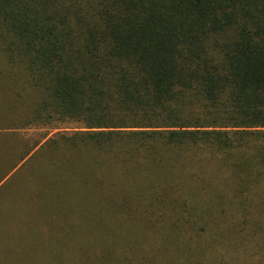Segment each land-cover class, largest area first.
Masks as SVG:
<instances>
[{"label": "trees", "instance_id": "trees-1", "mask_svg": "<svg viewBox=\"0 0 264 264\" xmlns=\"http://www.w3.org/2000/svg\"><path fill=\"white\" fill-rule=\"evenodd\" d=\"M0 183V264H264V0H0Z\"/></svg>", "mask_w": 264, "mask_h": 264}, {"label": "rangeland", "instance_id": "rangeland-1", "mask_svg": "<svg viewBox=\"0 0 264 264\" xmlns=\"http://www.w3.org/2000/svg\"><path fill=\"white\" fill-rule=\"evenodd\" d=\"M74 130H76V129H73V130H69V129H67V130H65V132H71V131H74ZM22 133H24L25 134V137H30V138H32V139H38V135L40 134L39 132H35V131H25V132H22ZM4 182V181H3ZM2 182V183H3ZM2 183H0V186L2 185ZM22 196H24V195H21L20 197H22ZM26 196V195H25ZM6 200H7V198H5ZM5 199H4V201H3V204L5 205ZM2 204V205H3ZM6 206V205H5ZM3 252H4V254H7L6 252H5V250H2ZM8 255V254H7ZM32 260V259H31ZM30 261V260H29ZM76 262H78V261H76ZM1 264H21V263H19L18 262V260H16V259H14V261H9V262H3V263H1ZM75 264H77V263H75ZM78 264H81L80 262L78 263Z\"/></svg>", "mask_w": 264, "mask_h": 264}]
</instances>
